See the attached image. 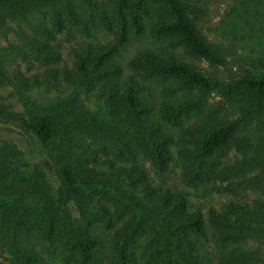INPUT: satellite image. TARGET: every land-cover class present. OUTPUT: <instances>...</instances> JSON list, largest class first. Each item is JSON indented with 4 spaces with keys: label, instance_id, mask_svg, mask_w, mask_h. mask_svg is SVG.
Returning a JSON list of instances; mask_svg holds the SVG:
<instances>
[{
    "label": "trees",
    "instance_id": "1",
    "mask_svg": "<svg viewBox=\"0 0 264 264\" xmlns=\"http://www.w3.org/2000/svg\"><path fill=\"white\" fill-rule=\"evenodd\" d=\"M94 5V10H93ZM41 7L49 8L56 26L60 25L59 11L76 21V8H86L89 14L99 15L114 40L87 46L76 55L75 70H63L67 82L76 88L88 87L99 77L111 78L109 73L120 70L113 57L131 35L148 25L153 35L166 34L195 55L220 63L227 47L208 41L196 28L181 0H107L104 7L95 0H0V36L7 21L23 19ZM225 30L234 39H250L258 46L250 60L257 74H242L231 82L219 83L193 65L176 59H165L147 47L138 48L128 59L132 74L126 76L117 98L114 88L94 109L88 108L77 94L37 105L25 104V117L19 120L43 142L52 144L56 152L63 188L76 199L79 213L71 216L62 203V192L55 197L43 171L27 169L20 150L0 137V246L9 256L10 264H52L40 256L34 246L37 240L56 245L68 264H136L137 252L152 259L153 264H200L199 238L206 235V222L198 209L186 210L179 193H154L149 186L140 197L126 191L118 182L122 167L113 172L94 170L86 165L82 139L86 136L108 138L121 150L128 151L130 141L140 139L150 152L157 169H163L167 157L166 133L150 120V101L138 90L135 76L175 78L185 88L201 91L219 88L235 102V115L224 117L218 103L208 109L195 126L191 145L182 150L183 171L188 179L202 177L212 167L217 152L226 148L240 133L251 136L248 152L224 165L225 172L237 178L238 190L264 191V0H231L223 19ZM236 37V38H235ZM30 46L38 57L55 61L58 54L44 41L31 39ZM9 51L0 43V84L11 83L19 93L31 86L28 79L17 73L9 76L6 69ZM107 75V76H106ZM190 101H163L162 116L176 117L189 108ZM10 114V113H9ZM15 116V113H11ZM136 179L144 173L133 167ZM131 185L137 181L131 179ZM114 192L116 200L127 212V219L110 235L111 255L105 257L98 235L94 232L87 204L96 193ZM113 196V195H112ZM209 235L223 253V264H264V201L252 204L229 203L224 210H210ZM143 241H138L142 230ZM255 238L258 245L247 248L246 240ZM105 258L106 261H103Z\"/></svg>",
    "mask_w": 264,
    "mask_h": 264
},
{
    "label": "rangeland",
    "instance_id": "2",
    "mask_svg": "<svg viewBox=\"0 0 264 264\" xmlns=\"http://www.w3.org/2000/svg\"><path fill=\"white\" fill-rule=\"evenodd\" d=\"M104 7L107 0H95ZM231 0H181L188 15L194 21L196 28L211 42H220L231 47L222 58L215 63L195 55L178 43L175 38L166 34L153 35L148 27L130 39L119 48L113 57V63L118 64L119 71L109 73L111 78L99 77L87 88H76L67 82L63 70H75L76 55L83 52L87 46L108 43L114 40L113 33L105 27L99 15L89 14L86 8H76L77 20L71 21L64 12L59 11L60 25L56 26L49 8L41 7L25 16L23 19L7 21L5 35L0 36V43L7 45L6 69L9 76L17 73L25 76L31 86L19 93L11 83L0 84V137L12 142L20 150L27 169L43 171L51 191L55 197L62 192L63 209L71 216H77L79 208L72 193L63 188V182L58 168L56 152L52 144L43 142L30 128L19 120L25 117V104L30 101L36 109L40 104L65 98L69 93H75L90 109L96 108L103 102V97L96 91L106 95L109 87L114 88L115 97L122 91L123 79L132 74L127 62L138 48L147 47L165 59H176L186 62L211 79L226 84L242 74H257L262 69L254 68L250 60L257 54V44L250 39H234L225 30L223 19ZM94 10V5H93ZM1 35V34H0ZM44 41L48 48L58 54L55 61H45L31 49L30 40ZM107 76V75H106ZM138 80V90L150 101V120L160 126V132L166 133L167 157L163 169H157L150 159V152L140 139L131 140L128 151H122L108 138L94 139L86 136L82 139V147L86 153V165L94 170L113 172L116 167H122L126 174L118 175V182L126 191L136 193L140 197L143 189L139 183L151 188L154 193H179L185 200V209H198L206 222V235L199 238L198 256L200 264H223L221 251L209 235L208 211H222L229 203L252 204L255 200L264 201L263 190H238L233 186L236 176L225 172L224 165L233 159L244 155L251 146V136L240 133L229 145L216 154V159L201 178L195 180L184 176L182 150L191 145V139L197 134L195 126L205 117L208 109L216 104L223 105L220 111L224 117L235 115V102L226 97L219 88L201 91L197 88L188 89L171 77L135 76ZM189 100V108L175 118L162 116L159 111L163 101ZM28 105V104H27ZM10 113V114H9ZM11 113H15L12 116ZM139 169L144 178L136 179L133 172L128 174L126 169ZM131 179L137 181L131 185ZM113 195V196H112ZM114 192H98L94 194L86 206L89 217L93 222L94 232L100 239L103 255H111L110 235L114 229L127 219V212L116 200ZM141 231L138 241H143ZM40 256L52 264H68L59 253L56 245L34 242ZM255 238L246 240L247 248L258 245ZM105 258L103 261H106ZM136 264H153L148 256L137 252ZM0 264H10L9 256L0 246Z\"/></svg>",
    "mask_w": 264,
    "mask_h": 264
}]
</instances>
